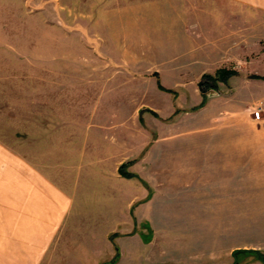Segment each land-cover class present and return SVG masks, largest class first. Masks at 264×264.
Masks as SVG:
<instances>
[{"label":"rangeland","instance_id":"rangeland-1","mask_svg":"<svg viewBox=\"0 0 264 264\" xmlns=\"http://www.w3.org/2000/svg\"><path fill=\"white\" fill-rule=\"evenodd\" d=\"M221 69L236 73L212 88L204 77ZM44 71L51 121L105 126L103 135L141 156L143 176L129 173L142 185L131 188L138 197L131 218L142 204L157 215L173 201L174 214L188 213L186 174L174 167V153L241 151V179L228 175L225 199L206 209L221 221L207 225L208 236L183 241L199 245L209 263L234 264L235 248L264 254V111L254 118L264 108V9L228 0H0V138L8 146L12 114L20 127L28 96L42 102ZM239 137L241 145L231 140ZM103 225L92 230L103 233ZM118 237L110 236L117 249ZM237 256L239 264H264L255 254Z\"/></svg>","mask_w":264,"mask_h":264},{"label":"crops","instance_id":"crops-1","mask_svg":"<svg viewBox=\"0 0 264 264\" xmlns=\"http://www.w3.org/2000/svg\"><path fill=\"white\" fill-rule=\"evenodd\" d=\"M228 1L264 9V0ZM42 79V102L28 96L20 127L12 114L10 146L0 138V264H124L128 256L149 264H216L209 263L208 254L193 242L188 248L196 252L186 251L183 240L195 232L208 236L207 225L221 221L206 209L225 199L228 175L241 179V151L212 153L223 156L220 162L211 152L174 153V167L186 174L188 213L174 214L173 201L171 211H163L164 204L158 203L166 213L157 215L153 209L143 213L148 204H142L131 218L132 203L138 200L131 197V188L141 191L142 185L129 173L143 176L141 156L132 158L119 145L120 138L103 135L105 126H84L80 119L51 121L47 72ZM231 140L243 142L242 137ZM131 159L138 165L125 169ZM102 179L111 182L103 184ZM100 221L103 233L92 230ZM115 231L118 249L115 240L110 242ZM148 231L153 235L144 242L142 234ZM237 249L241 248L233 249L232 255Z\"/></svg>","mask_w":264,"mask_h":264},{"label":"trees","instance_id":"trees-1","mask_svg":"<svg viewBox=\"0 0 264 264\" xmlns=\"http://www.w3.org/2000/svg\"><path fill=\"white\" fill-rule=\"evenodd\" d=\"M218 75L217 76H212V75H207L205 76V81L206 83H208L210 86H212V88H216L218 85L216 84V81L218 79H227L230 75H233L236 73V71L234 70H227V69H221L219 70L218 72ZM207 84L205 86H203V88H207ZM205 89V90H206ZM235 255H236V261L234 264H239L240 263V258L237 256L238 253H243L245 255H251V254H255L257 255L258 259H260L261 261L264 262V254L259 251V250H246V249H240V250H236L235 252Z\"/></svg>","mask_w":264,"mask_h":264},{"label":"built area","instance_id":"built-area-1","mask_svg":"<svg viewBox=\"0 0 264 264\" xmlns=\"http://www.w3.org/2000/svg\"><path fill=\"white\" fill-rule=\"evenodd\" d=\"M263 111H264L263 106H258V108L254 112L255 120H261L263 118Z\"/></svg>","mask_w":264,"mask_h":264},{"label":"water","instance_id":"water-1","mask_svg":"<svg viewBox=\"0 0 264 264\" xmlns=\"http://www.w3.org/2000/svg\"><path fill=\"white\" fill-rule=\"evenodd\" d=\"M200 86H202V83H200Z\"/></svg>","mask_w":264,"mask_h":264}]
</instances>
